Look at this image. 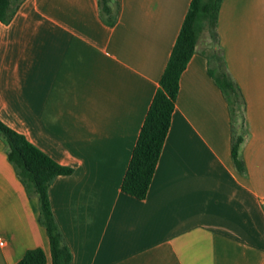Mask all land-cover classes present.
Listing matches in <instances>:
<instances>
[{"label": "crops", "instance_id": "obj_1", "mask_svg": "<svg viewBox=\"0 0 264 264\" xmlns=\"http://www.w3.org/2000/svg\"><path fill=\"white\" fill-rule=\"evenodd\" d=\"M21 0L0 20V120L72 168L47 192L68 264H264V0H221L217 33L244 99L242 169L207 71L203 36L178 91L146 195L121 190L141 123L190 0ZM0 264L41 247L38 199L0 138Z\"/></svg>", "mask_w": 264, "mask_h": 264}, {"label": "trees", "instance_id": "obj_2", "mask_svg": "<svg viewBox=\"0 0 264 264\" xmlns=\"http://www.w3.org/2000/svg\"><path fill=\"white\" fill-rule=\"evenodd\" d=\"M100 16L112 24L117 14L116 0H97ZM21 0H0V20L7 22ZM221 0H190L170 54L159 78L122 177L121 190L136 197L146 195L161 147L170 125L178 91V79L196 44L207 37V71L220 88L228 105L231 120V156L234 166L241 170L240 148L246 136L244 99L227 70L217 33L218 9ZM0 138L4 141L8 161L22 181L27 193L38 199L39 221L48 238L51 264H68L71 253L52 214L48 186L56 175L69 174L70 166L58 163L24 135L0 120ZM41 247L25 250L13 264H44Z\"/></svg>", "mask_w": 264, "mask_h": 264}, {"label": "built area", "instance_id": "obj_3", "mask_svg": "<svg viewBox=\"0 0 264 264\" xmlns=\"http://www.w3.org/2000/svg\"><path fill=\"white\" fill-rule=\"evenodd\" d=\"M2 243V241H0V244Z\"/></svg>", "mask_w": 264, "mask_h": 264}]
</instances>
